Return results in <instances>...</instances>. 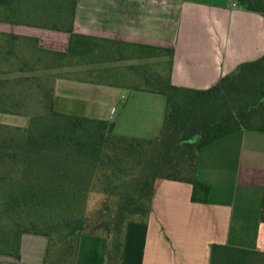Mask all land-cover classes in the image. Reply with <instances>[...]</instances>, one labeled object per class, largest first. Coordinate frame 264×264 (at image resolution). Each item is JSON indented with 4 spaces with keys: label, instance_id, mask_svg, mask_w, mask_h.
Instances as JSON below:
<instances>
[{
    "label": "crops",
    "instance_id": "0c3cea01",
    "mask_svg": "<svg viewBox=\"0 0 264 264\" xmlns=\"http://www.w3.org/2000/svg\"><path fill=\"white\" fill-rule=\"evenodd\" d=\"M72 32L0 22V68L26 62L56 74L57 110L113 121L114 132L136 137L162 127L166 97L142 82L165 75L166 62L172 84L208 88L264 54V15L237 0H76ZM195 177L207 185L195 200L192 182L155 180L146 221L127 226L122 264H211L214 245L264 254V131L214 139ZM47 246V236L24 232L0 264H44ZM74 264H109L105 237L81 234Z\"/></svg>",
    "mask_w": 264,
    "mask_h": 264
},
{
    "label": "trees",
    "instance_id": "16d2710c",
    "mask_svg": "<svg viewBox=\"0 0 264 264\" xmlns=\"http://www.w3.org/2000/svg\"><path fill=\"white\" fill-rule=\"evenodd\" d=\"M237 3L264 15V0ZM75 5L76 0H0V22L34 24L72 34ZM38 69L26 62L0 68V112L30 119L26 126L0 122V204L6 212L19 215L15 254L22 233L47 236L44 264H63L56 254L58 240L52 229H28L37 225L36 217H46L41 221L47 225L48 218L61 220L74 210L80 191L89 190L81 187L83 182L94 174L82 171V162L92 165L100 160L93 185H101L105 193L114 172L141 163L137 150H157L155 164L131 177V190L125 196L116 194L124 200L115 214L112 240L103 232L86 231L77 221L68 231L67 237H75L77 244L83 233L104 236L109 264H122L127 225L146 221L158 177L192 182L195 200L198 188L207 192V185L195 177L200 150L236 129L264 131V54L239 63L208 88L174 85L169 74L157 77L156 85L148 87L165 95L166 107L162 127L153 137L121 135L114 132L113 121L58 111L54 105L56 74ZM257 258L263 259L264 254L214 245L211 264H258Z\"/></svg>",
    "mask_w": 264,
    "mask_h": 264
},
{
    "label": "rangeland",
    "instance_id": "374dc122",
    "mask_svg": "<svg viewBox=\"0 0 264 264\" xmlns=\"http://www.w3.org/2000/svg\"><path fill=\"white\" fill-rule=\"evenodd\" d=\"M74 54H72L73 56ZM91 58V57H90ZM166 61L168 56L165 57ZM69 59V58H67ZM150 68H158L155 64L150 63ZM108 66V65H106ZM105 68V67H104ZM134 67V69H136ZM139 68H144L140 66ZM168 63L164 65L163 73L167 74L168 71ZM105 70V69H104ZM128 83H139L138 81H128ZM145 85H156L155 82L151 80H146L142 82ZM59 111V110H58ZM66 113V112H64ZM70 114V113H67ZM29 117L26 115H13L9 113H2L0 112V122L12 124V125H19V126H26L29 124ZM25 124V125H24ZM137 158L141 160L139 165L131 167V165L124 167L123 171H116L113 173V177L109 180V191L102 192L101 185H93V176L98 169V164L100 160L98 159L97 162L93 163L92 165L89 162H82L80 165L82 171L84 172H92L94 173L92 176L85 180L81 187L89 188V190L84 193L80 191L79 195L77 196L76 206L74 210L70 214L68 211L64 215L65 217H61V220L52 221V218H48L47 225L43 223V219H47L46 217L43 219L38 218L36 222V226H31L28 230L40 229V230H48L52 229L54 232L55 237L57 238V246H56V254L60 256L62 259L61 262L63 264H71L75 259V254L77 251V239L69 238L68 231L70 228L73 227L75 221L81 223V225L85 228L86 231H97L103 232L107 236L110 237L112 240L113 236V227L115 222V214L118 211L119 205L123 204L122 198H120L118 194L121 192V196H125L127 189L131 190L130 182L131 177L137 175L140 170L145 169L147 166H151L155 164L156 157H157V150L154 148H142L141 150L136 151ZM89 163V164H88ZM108 175H112L111 170H108ZM100 184V181H99ZM120 194V193H119ZM49 215L48 211L45 213ZM68 214V215H67ZM34 215V213H33ZM35 218V217H33ZM19 222V215L17 213H10L6 212L5 209L0 204V249L1 250H11L15 253L14 249V239L17 235L18 228H15ZM29 222V221H28ZM27 223V221H24ZM131 223V222H129ZM128 223V225H129ZM69 224V225H68ZM127 225V226H128ZM14 227V229H13ZM23 234V233H22ZM112 242V241H111ZM6 253V252H0ZM223 253H221V257H223ZM259 258H257L258 260ZM262 264V259L258 260V264Z\"/></svg>",
    "mask_w": 264,
    "mask_h": 264
}]
</instances>
